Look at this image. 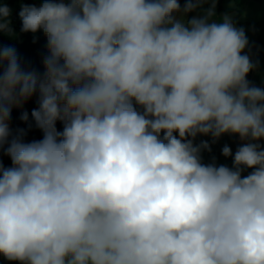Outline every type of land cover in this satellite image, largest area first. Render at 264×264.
<instances>
[{
	"label": "clouds",
	"instance_id": "obj_1",
	"mask_svg": "<svg viewBox=\"0 0 264 264\" xmlns=\"http://www.w3.org/2000/svg\"><path fill=\"white\" fill-rule=\"evenodd\" d=\"M202 16L186 19L203 4ZM216 0H44V77L0 48V256L18 264H264V88ZM0 3V32L12 35ZM264 86V85H263ZM32 111L43 138L9 119ZM27 121L28 114L21 116ZM63 124L58 131L57 122ZM178 134V135H177ZM246 141L204 164L197 135ZM253 169L247 176L243 170Z\"/></svg>",
	"mask_w": 264,
	"mask_h": 264
},
{
	"label": "rangeland",
	"instance_id": "obj_2",
	"mask_svg": "<svg viewBox=\"0 0 264 264\" xmlns=\"http://www.w3.org/2000/svg\"><path fill=\"white\" fill-rule=\"evenodd\" d=\"M181 7L185 0H179ZM242 2V4L240 3ZM210 3H205L202 7L197 8L194 12L188 13L186 19L192 16H202L205 9L210 7ZM240 12V14H239ZM224 14H229L238 28H243L248 40V45L244 53L249 55L256 67L249 72L246 79L250 85L263 88L264 82V0H216L214 20H219ZM236 19V20H234ZM206 141L210 145V151L202 150V163H215L217 166H233V156L243 143L239 136L232 134L222 135L213 143L211 135H197L193 143L199 145ZM264 145V140L260 141ZM227 145L232 150L233 156L225 157L222 155V148ZM253 169L245 168L242 176H247Z\"/></svg>",
	"mask_w": 264,
	"mask_h": 264
},
{
	"label": "trees",
	"instance_id": "obj_3",
	"mask_svg": "<svg viewBox=\"0 0 264 264\" xmlns=\"http://www.w3.org/2000/svg\"><path fill=\"white\" fill-rule=\"evenodd\" d=\"M43 2L44 0H0V3L7 4L12 10L9 18L11 21L10 27L12 29V35L0 32V48H14L22 66L35 70L40 78H43L45 73L43 61L48 55L47 36L42 29L36 33L22 32V21L19 17V12L22 4L39 7ZM38 99L39 94H34L33 97L24 101L19 107H13L11 111L8 121L9 127L14 136L20 134L22 130V139L24 142H31L43 138L42 131L36 127L31 115L32 111L39 107ZM25 112L28 114L27 121L21 119L22 114ZM56 127L58 131H63V124L61 122L58 121ZM6 147L7 145L0 149V163H2L3 167L8 168L12 166V162L6 155ZM0 264H18V262H10L0 256Z\"/></svg>",
	"mask_w": 264,
	"mask_h": 264
},
{
	"label": "built area",
	"instance_id": "obj_4",
	"mask_svg": "<svg viewBox=\"0 0 264 264\" xmlns=\"http://www.w3.org/2000/svg\"><path fill=\"white\" fill-rule=\"evenodd\" d=\"M263 88H264V86H263Z\"/></svg>",
	"mask_w": 264,
	"mask_h": 264
}]
</instances>
